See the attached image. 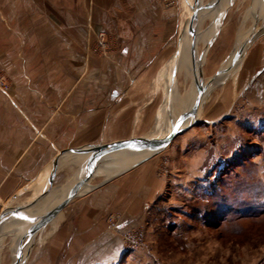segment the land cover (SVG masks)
I'll list each match as a JSON object with an SVG mask.
<instances>
[{"label":"crops","instance_id":"crops-1","mask_svg":"<svg viewBox=\"0 0 264 264\" xmlns=\"http://www.w3.org/2000/svg\"><path fill=\"white\" fill-rule=\"evenodd\" d=\"M201 1L0 0V66L10 83L0 91V214L11 208L32 214L52 204L54 198L24 206L23 196L53 181L70 155L83 153L74 151L165 134L194 91L196 63L204 95L177 135L187 130L203 140L191 144V161H201L203 147H215L221 125L264 129V0H233L206 28L193 23L184 45L176 26L180 5ZM206 16L202 10L196 20ZM101 31L111 43L104 57L89 51ZM179 81L187 84V98L176 112ZM177 136L111 177L116 166L36 232L33 223L7 216L0 264H115L126 251L123 235L139 228L145 234L149 216H165L166 194L183 190L173 179L182 172L170 174L169 186L161 166ZM110 215L118 219L113 228Z\"/></svg>","mask_w":264,"mask_h":264},{"label":"rangeland","instance_id":"rangeland-1","mask_svg":"<svg viewBox=\"0 0 264 264\" xmlns=\"http://www.w3.org/2000/svg\"><path fill=\"white\" fill-rule=\"evenodd\" d=\"M208 2L202 0L201 7L207 6ZM192 10L182 9L180 5L176 26L183 29ZM205 12L207 16L195 20L194 25L200 28L210 25L214 11ZM0 76L10 86L7 73L1 66ZM179 86L183 93L177 100L176 112L184 106L187 98V84L182 87L180 82ZM245 118L254 121L256 117L246 115ZM223 126L217 128L215 147H203L205 155L199 156L201 161L198 163L190 160L191 144L203 140L193 139L187 130L164 151L161 162L167 173L164 180L170 186V174L181 171L182 176L178 172L176 179L171 178L178 185L181 183L183 190L166 194L168 203L162 211L165 216L156 213L149 216V225L143 231L145 234L139 228L135 234L123 235L126 251L121 259L115 260V264H264V129L245 130L236 125L234 128L233 124L229 128ZM95 151L91 152L94 157L102 152L96 154ZM113 157L111 162L114 164L103 168L102 174L96 175L89 186L110 177V171L117 165L129 163L115 161ZM88 158L91 159L90 153L70 155L61 168L57 167L53 181L48 183L45 180L36 192L23 196L27 200L24 206L31 202L41 206L53 198L56 201L62 194L61 189L73 187L83 178L92 164L84 170ZM113 227L114 224H109V228Z\"/></svg>","mask_w":264,"mask_h":264},{"label":"water","instance_id":"water-1","mask_svg":"<svg viewBox=\"0 0 264 264\" xmlns=\"http://www.w3.org/2000/svg\"><path fill=\"white\" fill-rule=\"evenodd\" d=\"M225 2L226 3L224 5L221 4L220 6L219 5L213 6L214 2H212L208 4L207 6H205L204 8L198 6L196 2L197 5L193 7L192 13L188 17L184 25V29H186V33H187V30L191 28L192 24L197 18V14L200 11L202 10L210 11L211 10V11H214V13H217L222 8H225L224 7L225 5L226 6L231 5L233 0H227ZM193 43H194V38L190 40V52H191L193 62L195 64V62L197 61L196 60L197 57L193 50ZM240 55L241 53L237 55L236 57L238 58V56ZM236 60L237 59H233L231 63L232 64L235 63ZM223 70H221L220 73L223 72ZM200 74H201V70L198 71V77L196 79L194 78V81H193L194 88L196 89V96L193 102L191 103V105L188 107L187 110L183 111L179 115L178 119H176V121L173 123V125L171 126L166 136L158 139L156 137H153V135H148L142 138H136V139H131V140L113 143L109 145H100V146L90 147V148L79 150V151H74V152H83L84 154H87L93 150H97V149L102 150V152L96 157L87 159V162L84 165V170L87 168L88 164L93 162L91 171L88 173L87 177L83 181L74 185L63 198L56 200L54 203H52V205H49V207H47L46 209L35 211L32 214H27V213H24L22 211L12 209V208L6 209L2 211V213L0 214V227L2 223L4 222V220L6 219V217L11 216L16 219L26 221L28 223H33L30 232H36L41 227H43L53 216H55L58 212H60L71 200H73L76 196H78L82 189L89 187L90 182L96 176L97 172L109 162L110 158L114 156V154L126 151L128 149H134V150H140L141 152H144L145 155L137 159V161L132 162L127 167L121 168L119 171L114 172L111 177L124 173L130 170L131 168L135 167L136 165L144 162L145 160L159 153L163 148H165L172 141V139L175 136H177L182 131L187 129L188 124H183V123L189 120L190 116L193 114V112L197 108L203 96V92H201V87H200L201 86Z\"/></svg>","mask_w":264,"mask_h":264},{"label":"bare ground","instance_id":"bare-ground-1","mask_svg":"<svg viewBox=\"0 0 264 264\" xmlns=\"http://www.w3.org/2000/svg\"><path fill=\"white\" fill-rule=\"evenodd\" d=\"M225 1H227V0H225ZM226 3V2H225ZM183 33V34H182ZM185 38H186V29H184V27H183V29H182V32H181V41H182V43L185 45ZM196 69H195V76H194V78L196 79L197 77H198V71H199V67H198V65H197V63H196ZM226 68V67H225ZM225 68H223V69H225ZM222 69V70H223ZM226 70V69H225ZM225 71L223 70V72H221V73H219V75H218V78L219 77H221L222 75H223V73H224ZM193 81H194V79H193ZM216 84V83H215ZM192 88H193V90L195 91V88H194V85H193V82H192ZM194 91H193V93L191 94V97H190V99H189V101H188V103H187V105H186V107H185V109H184V111L185 110H187L188 109V107L191 105V103L193 102V100H194V98H195V96H196V94L194 93ZM204 95V94H203ZM183 124H187V121L185 122V123H183ZM173 125V124H172ZM171 125V126H172ZM171 126L170 127H168V129L165 131V134H162V133H160L159 135H153V137H156V138H162V137H164V136H166L167 134H168V132H169V130H170V128H171ZM99 152H101L99 149L98 150H96L95 151V153L96 154H98ZM143 155H145L144 154V152H141V151H137V150H134V149H131V150H127L126 152H124L123 151V153L122 152H119V153H117V154H114V157H113V160H115V161H122V162H129V163H126V164H123V165H117V171H119L121 168H124V167H127L129 164H131L132 162H134V161H137V159H139V158H141ZM112 157L110 158V160H109V162L103 167V168H105L106 166H108L109 164H114V163H112L111 162V159H112ZM131 161V162H130ZM92 166H93V163L89 166V168H87L86 169V171L84 172V175H83V178H81L80 180H79V182H81V181H83L86 177H87V175H88V173L91 171V169H92ZM102 168V169H103ZM101 170V169H100ZM99 170V171H100ZM78 182V183H79ZM77 184V183H76ZM75 184V185H76ZM72 187H70V188H65V189H61V195H60V197L59 196H57V197H59L58 199H61V198H63L67 193H68V191L71 189ZM85 189V188H84ZM83 190V189H82ZM60 192V191H59ZM57 199V200H58ZM55 202V201H54ZM53 202V203H54ZM50 205H52V204H50ZM47 207H49V206H47ZM46 207V208H47ZM46 208H43V209H46ZM38 210H42V209H38Z\"/></svg>","mask_w":264,"mask_h":264},{"label":"built area","instance_id":"built-area-1","mask_svg":"<svg viewBox=\"0 0 264 264\" xmlns=\"http://www.w3.org/2000/svg\"><path fill=\"white\" fill-rule=\"evenodd\" d=\"M89 51L101 57H104L110 53L111 43L105 32L101 31L96 35V41L90 47ZM8 89V82L2 76H0V91L6 92ZM107 220L109 224L115 225L118 219L115 216L110 215L107 217Z\"/></svg>","mask_w":264,"mask_h":264}]
</instances>
